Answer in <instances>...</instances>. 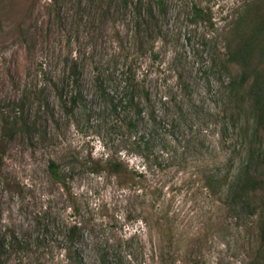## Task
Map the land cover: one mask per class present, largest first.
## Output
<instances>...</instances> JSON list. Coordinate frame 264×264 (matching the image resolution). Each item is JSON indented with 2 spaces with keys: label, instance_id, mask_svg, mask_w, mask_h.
Masks as SVG:
<instances>
[{
  "label": "rangeland",
  "instance_id": "374dc122",
  "mask_svg": "<svg viewBox=\"0 0 264 264\" xmlns=\"http://www.w3.org/2000/svg\"><path fill=\"white\" fill-rule=\"evenodd\" d=\"M244 1L41 0L23 30L6 19L0 264H256L257 218L207 186L254 140L221 68Z\"/></svg>",
  "mask_w": 264,
  "mask_h": 264
},
{
  "label": "trees",
  "instance_id": "16d2710c",
  "mask_svg": "<svg viewBox=\"0 0 264 264\" xmlns=\"http://www.w3.org/2000/svg\"><path fill=\"white\" fill-rule=\"evenodd\" d=\"M41 0H0V31L7 20H14L19 31L34 13ZM203 18V11L196 10ZM225 57L221 62L224 73L229 75V90L234 97L238 113L246 115L247 134L252 135L251 149L235 179L212 176L207 186L217 190L227 182L228 198L251 217L257 218L259 246L255 252L256 264H264V0H245L237 9L224 36ZM80 70L77 64L71 68L75 83L79 84ZM0 178L4 175L5 158L10 142L17 134V124L4 112L0 115ZM253 124V125H250ZM259 140V141H258ZM53 176L61 179L55 163H51ZM81 227H69L71 240H79ZM2 247H0L1 250ZM70 264H86L81 256L68 255ZM103 264H110L103 258Z\"/></svg>",
  "mask_w": 264,
  "mask_h": 264
}]
</instances>
